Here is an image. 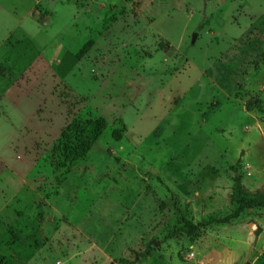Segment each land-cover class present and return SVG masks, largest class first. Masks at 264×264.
Wrapping results in <instances>:
<instances>
[{"label":"rangeland","instance_id":"rangeland-1","mask_svg":"<svg viewBox=\"0 0 264 264\" xmlns=\"http://www.w3.org/2000/svg\"><path fill=\"white\" fill-rule=\"evenodd\" d=\"M0 64V264H264L208 223L264 193V0H0Z\"/></svg>","mask_w":264,"mask_h":264},{"label":"trees","instance_id":"trees-1","mask_svg":"<svg viewBox=\"0 0 264 264\" xmlns=\"http://www.w3.org/2000/svg\"><path fill=\"white\" fill-rule=\"evenodd\" d=\"M90 47H91V42H87L76 53L74 54L67 53V55H69L68 57L70 58V63H68L67 65L63 67L56 65L55 70H56L57 75L59 77H64L65 74L68 72L69 68L75 62L79 61L89 51ZM2 71H3V67L0 64V73ZM89 123L94 125L95 127L103 126V122H100L97 119L90 120ZM75 129H78V127H75ZM114 137L116 139H119L120 134L117 131H115ZM76 151L77 149L75 148V153ZM232 168L234 169L235 174H234V182L232 186L231 195H232V200L235 204V208L233 209V211L224 215L223 217L210 219L208 223L210 222L227 223L239 217V215L244 210L254 209V208L264 209V193H259V192L247 193L244 189V186L241 181V175L238 173L237 168L235 166H232ZM173 203L175 206L177 205V200L175 198H173ZM181 220L183 221L184 229H186V232L188 234H193L199 229V227L207 225L206 222L204 223L199 222L197 224H192L185 218L184 215H181Z\"/></svg>","mask_w":264,"mask_h":264}]
</instances>
